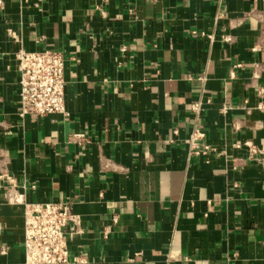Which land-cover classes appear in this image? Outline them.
Returning a JSON list of instances; mask_svg holds the SVG:
<instances>
[{
	"label": "crops",
	"instance_id": "crops-1",
	"mask_svg": "<svg viewBox=\"0 0 264 264\" xmlns=\"http://www.w3.org/2000/svg\"><path fill=\"white\" fill-rule=\"evenodd\" d=\"M2 1L0 264L46 203L71 263L264 264V0ZM19 49L62 55L67 115L21 114Z\"/></svg>",
	"mask_w": 264,
	"mask_h": 264
},
{
	"label": "built area",
	"instance_id": "built-area-1",
	"mask_svg": "<svg viewBox=\"0 0 264 264\" xmlns=\"http://www.w3.org/2000/svg\"><path fill=\"white\" fill-rule=\"evenodd\" d=\"M105 1V0H102ZM3 1L0 0V7ZM8 35L16 40V34L8 30ZM230 41V38H225ZM19 72V107L21 114H34L43 117L49 114L67 115L64 105V60L60 53L53 50L26 52L19 49L16 53ZM264 95V90L260 91ZM195 109L198 106H194ZM264 111V103L257 105ZM204 133L194 128L189 139L191 155L207 156L214 149L203 143ZM249 152L256 153L250 143L243 144ZM24 256L25 264H88L85 259L69 260L65 232L70 228L77 230L79 219L65 204H33L24 213ZM115 221V220H114ZM174 256H169L173 259Z\"/></svg>",
	"mask_w": 264,
	"mask_h": 264
}]
</instances>
